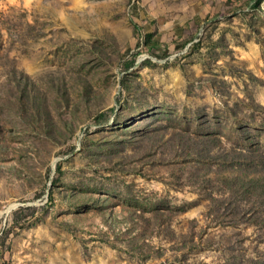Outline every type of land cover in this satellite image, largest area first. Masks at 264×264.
Returning <instances> with one entry per match:
<instances>
[{
    "label": "rangeland",
    "instance_id": "374dc122",
    "mask_svg": "<svg viewBox=\"0 0 264 264\" xmlns=\"http://www.w3.org/2000/svg\"><path fill=\"white\" fill-rule=\"evenodd\" d=\"M0 30V264H264L207 198L264 146V0H0Z\"/></svg>",
    "mask_w": 264,
    "mask_h": 264
},
{
    "label": "trees",
    "instance_id": "16d2710c",
    "mask_svg": "<svg viewBox=\"0 0 264 264\" xmlns=\"http://www.w3.org/2000/svg\"><path fill=\"white\" fill-rule=\"evenodd\" d=\"M257 145H250V150L240 147L231 151L233 169L226 177L231 187L225 194L219 192V195H208L209 208L217 205L220 211L231 207L236 209L235 206L240 203L237 214L246 216L252 223H258V219L264 221V146Z\"/></svg>",
    "mask_w": 264,
    "mask_h": 264
}]
</instances>
